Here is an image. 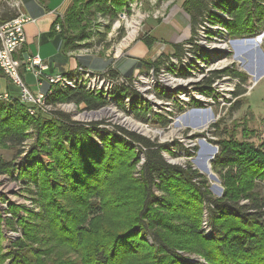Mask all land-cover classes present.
Instances as JSON below:
<instances>
[{"label":"trees","instance_id":"obj_1","mask_svg":"<svg viewBox=\"0 0 264 264\" xmlns=\"http://www.w3.org/2000/svg\"><path fill=\"white\" fill-rule=\"evenodd\" d=\"M78 1H73L62 21L57 18L54 23L59 25L65 52L78 50L77 41L88 37L80 27L82 11L74 8ZM102 1L96 9L116 0ZM181 5L192 32L201 21L222 26L231 37L252 35L264 24V0H183ZM143 40L147 46L153 43L149 36ZM182 48L174 45L178 59ZM78 59V65H87ZM164 62L140 59L127 71L141 65L157 69ZM106 70L113 78L120 75L114 68L102 72ZM222 73L212 70L202 87L210 91ZM126 74L121 73L130 79ZM239 75L241 81L246 79ZM11 96L0 101V142L25 154L19 165L0 158V175L28 184L31 201L39 209L26 207L23 217L11 204V215L4 219L0 210V264H189L184 253H195L206 264H264V197L250 192L254 180L264 179V141L259 147L218 136L213 162L223 173L224 188L215 197L207 178L190 162L181 165L165 159L164 151L176 156L168 143L119 126L109 130L100 129L96 122L82 124L62 111L31 115L17 96ZM125 96L130 97V109L137 108L134 117L145 119L148 109L138 107L135 90L122 84L111 98L126 110L121 102ZM46 101L94 111L109 104L101 93L78 86L55 88ZM29 137L35 143L24 151ZM185 155L192 153L186 150ZM242 198L248 203L239 204ZM205 218L212 229L210 237L203 230ZM104 219L112 222L110 228L103 226ZM3 225L19 228L21 235L4 243Z\"/></svg>","mask_w":264,"mask_h":264},{"label":"rangeland","instance_id":"obj_2","mask_svg":"<svg viewBox=\"0 0 264 264\" xmlns=\"http://www.w3.org/2000/svg\"><path fill=\"white\" fill-rule=\"evenodd\" d=\"M86 2H89L88 5ZM102 2V0H79L74 7L78 9V13L79 10L82 11L80 27L88 35L77 41L81 46L73 52L75 59L79 58L78 60L87 65L77 64L76 67L89 69L91 67L88 65H91L94 67L91 70L93 72L97 70V73L102 72L104 68H114L119 71L118 67H120L122 69L120 75L128 73L127 77L139 79L137 86L141 92H138L140 99L138 107L148 109L145 111V119L148 122L143 118L134 117L132 112L136 106L132 110L129 107L128 114L121 111L119 107L109 104V109L101 111L96 118L84 114L85 110L81 106L69 105V109H65L67 106H62L63 110L66 112L69 110L70 117L76 120L96 119L105 125H111L109 130L117 125L159 143H168L173 151H176V156H170L164 151L165 159L181 165L184 162H190L207 178L211 194L220 197L224 188L223 173L220 174L214 168L213 162L218 152V146L215 144L218 136H231L246 145L259 147L261 141H264V24L252 35L231 37L227 34L226 36L215 35L217 31L201 21V25L194 32L191 30L189 36L180 44L182 47L187 46L186 42H193L196 38L195 42H201L209 50L201 56L206 62L200 61V57L194 54L195 59L189 60L186 64L173 62L175 63L171 66L173 72H170V76L164 77L166 79L164 84L152 85L147 74L150 73L153 65L148 68L141 65L134 67L132 71H127L129 67L127 68L126 65L129 61L125 62L124 58L128 57L127 52L132 46L139 41H144V36H149L147 29L149 21L157 22L175 15L176 13L173 11L170 13V10L175 5L180 6L182 10L183 0H116L104 2L107 8L104 5L102 9L99 7L96 9L95 5H101ZM11 9L13 8L6 0H0L1 16ZM65 15L67 16V13L59 17V20L62 21ZM78 29L73 30L74 33H77ZM163 44H160L162 46L158 54L153 57L148 55L143 59L149 63L164 59L166 63L172 53L165 51ZM154 48L152 47L151 51ZM172 58L176 59V56ZM103 63H106L107 67L99 66ZM157 67L162 69L159 65ZM159 68L155 69L154 73ZM212 70H223L224 73L211 84L209 87L211 89L208 91V88L202 86L208 76H212L210 72ZM239 73H242L246 79L241 81ZM88 79L92 77L88 76ZM160 89H164L161 93L167 95L166 97L156 94ZM159 117L166 121L165 126L161 125ZM215 122L219 124L217 129L212 127ZM34 141V137H29L23 145V150L27 151L30 145L35 143ZM19 149L21 148H14L0 142V158L19 165L20 157L25 154V152L17 153ZM186 150L192 155H185ZM21 164L25 165L24 161ZM250 192L253 195L258 194L261 198L264 197V179L254 180V186L250 188ZM30 196H33L32 188L28 184L25 185L10 175H0V198H3L0 210L3 219L11 215L8 209V205L11 204L18 207L16 211L23 217L27 214L26 207L39 209L36 202L31 201ZM55 197H57L56 200L60 199L56 195ZM248 201L242 198L239 204H247ZM206 218L202 226L204 233L209 234L210 237L212 229ZM107 220H103V226L110 228L112 222ZM39 222L42 224L41 221ZM2 231L4 243H7L8 239H15L21 235L19 228L14 229L3 225ZM121 231L123 230H117V232ZM184 255L185 261L189 264L204 262V259L195 253H184Z\"/></svg>","mask_w":264,"mask_h":264},{"label":"built area","instance_id":"obj_3","mask_svg":"<svg viewBox=\"0 0 264 264\" xmlns=\"http://www.w3.org/2000/svg\"><path fill=\"white\" fill-rule=\"evenodd\" d=\"M10 3L11 6H13L17 10V13L13 17L0 23V69L18 88L17 98L26 106L28 113H30L31 115H35L40 112L41 114L47 116L53 115L54 111H62L68 113L69 110L66 112L65 110H63L64 107L67 106L65 109H69V105H75L74 103L63 102L58 103L55 106L47 103V98L53 94L55 88H66V86L71 88L77 86L83 87L93 93H101L105 98H108L110 106L114 105L116 107H118L116 105V101L111 97L114 89L119 85L124 84L125 86H128L136 92H141V90L137 86V81L139 79H127L122 75L113 78L109 75V73H107V71L97 73V71L93 72L91 69H84L83 67L77 68L75 66L73 67L74 69L71 68L67 70L68 72L66 73H49L48 62L41 58L38 54H22V49L26 41L24 24L33 19L26 16L21 11L20 1L13 0ZM204 23L206 24L207 22ZM207 26L217 31L214 33L215 35H225V29L222 26L218 24L212 25L209 23H207ZM56 29H60L58 24L56 25ZM194 40L193 42H186L187 46H183V48H185L183 49V54L181 55L180 59H178L177 56L176 59L172 58V56H174V54L172 53L171 58H169V60H166V63L164 62V65L163 63L160 65L162 69H158L157 72L159 73H154V67L150 69V73L147 75L148 78H150L152 85L164 84L166 80L164 77H168V75L170 76V72H173L171 71L172 68L169 69L167 68V66H172L175 63L186 64L189 60L195 59L194 55L198 58L200 57V61L203 60V62H206L205 59L201 58V56L209 51L208 48L203 46L201 42L198 43V41L195 42ZM25 73H30L33 76L34 82L38 87L37 91L34 92L33 90H31V88H29L27 82L23 77V74ZM88 76L92 77V79H88ZM216 80L217 79H215L214 82ZM44 83L48 84V88L46 90H41L40 87L44 85ZM162 90L164 89H160V91L156 92V94H160L163 95V97H166L167 95L161 93ZM11 97L12 96L6 91L0 93L1 100H9L11 99ZM121 102L126 108V110L121 109V111H125L129 114L130 98H128L127 96L122 97ZM109 104L95 109V111L86 110L84 109L83 105L78 106H81L85 110L84 114L91 115L96 118V115L101 113V111H103L104 109H109ZM73 120L78 121L82 124L96 122L98 123L97 126L100 129H111L109 128V126L111 125H105L102 121H97L96 119L89 121H81L76 119ZM115 127H117V125H114L113 129H115Z\"/></svg>","mask_w":264,"mask_h":264},{"label":"crops","instance_id":"obj_4","mask_svg":"<svg viewBox=\"0 0 264 264\" xmlns=\"http://www.w3.org/2000/svg\"><path fill=\"white\" fill-rule=\"evenodd\" d=\"M6 1L8 5L11 6L10 2L13 0ZM18 1L21 3V11L26 16L33 19L24 24L26 41L22 49V54H38L41 58L48 62V72L51 74L66 72L67 70L75 67L78 62L73 56V52L64 51V40L60 36L59 30L56 29V25L54 24L57 18L62 15L64 16L69 7L73 4L74 0ZM11 7L13 9L4 13V16L0 15V22L9 19L13 14L15 15L17 13V10L13 6ZM172 11L176 14L167 19L157 22H148V34L149 37L153 39V44L151 46H147L145 42L139 41L132 46L127 52L128 57L124 58L125 62L129 61V64L126 65L127 68L135 62H138L140 59H143V57L145 58L148 55H152L151 57H153L158 54V51L162 46L160 45L161 43H164L163 47H165V51H171V53H173L174 45L180 44L189 36V33H191V25L188 20V14H186L183 9L181 10L178 5L173 6L170 13ZM152 47H155L153 51H151ZM105 64H99V66L102 65L107 67ZM88 66L94 68L91 65ZM118 70L120 72L122 69L118 67ZM23 77L31 90L34 92L38 90V87L34 82V78L30 73L23 74ZM40 88L41 90H46L48 88V84L44 83V85ZM5 91L13 96L18 95V88L16 85L13 84L7 75H5L0 69V93Z\"/></svg>","mask_w":264,"mask_h":264},{"label":"water","instance_id":"obj_5","mask_svg":"<svg viewBox=\"0 0 264 264\" xmlns=\"http://www.w3.org/2000/svg\"><path fill=\"white\" fill-rule=\"evenodd\" d=\"M213 151H215V148H213Z\"/></svg>","mask_w":264,"mask_h":264},{"label":"bare ground","instance_id":"obj_6","mask_svg":"<svg viewBox=\"0 0 264 264\" xmlns=\"http://www.w3.org/2000/svg\"><path fill=\"white\" fill-rule=\"evenodd\" d=\"M251 72H252V71H251ZM204 124H205V123H204ZM206 124H207V123H206ZM206 124H205V125H206Z\"/></svg>","mask_w":264,"mask_h":264}]
</instances>
